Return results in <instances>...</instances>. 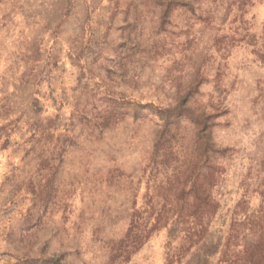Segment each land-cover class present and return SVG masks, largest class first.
<instances>
[{
	"label": "rangeland",
	"instance_id": "obj_1",
	"mask_svg": "<svg viewBox=\"0 0 264 264\" xmlns=\"http://www.w3.org/2000/svg\"><path fill=\"white\" fill-rule=\"evenodd\" d=\"M164 1L0 0V264H264V0Z\"/></svg>",
	"mask_w": 264,
	"mask_h": 264
},
{
	"label": "trees",
	"instance_id": "obj_2",
	"mask_svg": "<svg viewBox=\"0 0 264 264\" xmlns=\"http://www.w3.org/2000/svg\"><path fill=\"white\" fill-rule=\"evenodd\" d=\"M177 0H165V10H167L169 8V5L172 3H175ZM164 10V11H165ZM163 11V13H164ZM166 12V11H165ZM165 15V14H164ZM184 99H181L175 106H168L165 109L161 110V112L164 113V118H163V125H162V129L160 131L161 134H163V132H167L170 133V131L174 130V126H177L179 124L180 121V117H187L189 120L194 121L195 124L198 126H200V130L199 133H201V131H203V143L205 144V146L203 145L205 151H207V147L209 148L213 146L212 143V136L210 133V130L208 129V124L207 121L209 117L203 115H197L194 114L193 111L189 108H187L186 106H184ZM177 109H179V112H176ZM208 151H210L212 148L209 149ZM213 151V149H212ZM211 151V152H212ZM198 170V169H197ZM195 176H193L191 178V188L192 190L195 192L198 191V189L201 187V185L199 184V173L198 171L195 172Z\"/></svg>",
	"mask_w": 264,
	"mask_h": 264
}]
</instances>
